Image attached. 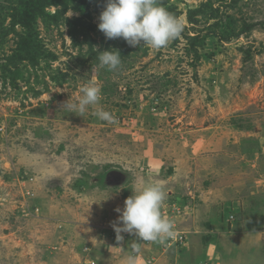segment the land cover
<instances>
[{
	"label": "rangeland",
	"instance_id": "1",
	"mask_svg": "<svg viewBox=\"0 0 264 264\" xmlns=\"http://www.w3.org/2000/svg\"><path fill=\"white\" fill-rule=\"evenodd\" d=\"M166 1L184 30L156 50L107 39L100 0H57L29 29L0 0V264H87L141 178L163 184L162 215L222 199L229 228L264 232V0ZM90 82L96 105L63 107Z\"/></svg>",
	"mask_w": 264,
	"mask_h": 264
},
{
	"label": "clouds",
	"instance_id": "2",
	"mask_svg": "<svg viewBox=\"0 0 264 264\" xmlns=\"http://www.w3.org/2000/svg\"><path fill=\"white\" fill-rule=\"evenodd\" d=\"M99 20L98 28L107 39L123 38L132 47L143 43V46L156 50L166 47L184 30L183 20L169 12L159 0H106ZM98 59L100 66L110 71L118 69L122 63L118 50L100 52ZM80 92L82 95L77 102L70 99L63 107L82 116L89 106L100 101L102 92L98 85L91 82ZM95 114L100 120L114 122L108 111L101 110ZM132 193L125 200L123 209H116L120 215L112 226L117 241H123L121 233L135 235L142 242L174 239L173 223L161 211L167 198L163 184L141 178L135 182ZM140 252L139 245L134 243L132 254L125 257L124 264H141Z\"/></svg>",
	"mask_w": 264,
	"mask_h": 264
},
{
	"label": "crops",
	"instance_id": "3",
	"mask_svg": "<svg viewBox=\"0 0 264 264\" xmlns=\"http://www.w3.org/2000/svg\"><path fill=\"white\" fill-rule=\"evenodd\" d=\"M169 194L173 192L169 190ZM190 200H186L185 205H188ZM221 200L201 199L202 203L199 204L196 215L188 219L165 217L173 223L174 230L187 235L185 247L164 249L160 242H142L135 235L130 234L124 242L119 243L114 240L113 236L116 232L112 229L109 231L111 235L109 242L106 243L107 246L95 251L94 256L89 257L86 263L88 260H94L96 264H113V261L119 258L125 260L127 256L125 252L132 253V245L136 243L141 249L140 253L143 252L145 257L141 259V264H149L151 260H155L156 264H264L261 251L264 249L261 245H264L261 240L264 232H257L258 234L250 236L245 231H236L232 222L234 219H230L232 229L229 228L225 219H222V210H217L218 206L221 209ZM252 237L260 239L259 243H256ZM91 252H93L92 249L87 252V255Z\"/></svg>",
	"mask_w": 264,
	"mask_h": 264
},
{
	"label": "trees",
	"instance_id": "4",
	"mask_svg": "<svg viewBox=\"0 0 264 264\" xmlns=\"http://www.w3.org/2000/svg\"><path fill=\"white\" fill-rule=\"evenodd\" d=\"M56 1L57 0H19V4L22 8L21 17L19 18V24L25 29H29L31 24H33L37 20V18L41 17L45 13L46 9L53 6ZM159 2L162 6H166L168 4L166 0H159ZM99 5L105 6L106 0H100ZM168 11L173 13L177 17H180L181 15L174 9H170ZM30 43L31 41L27 40L22 44V47L29 48ZM27 57L29 58V56Z\"/></svg>",
	"mask_w": 264,
	"mask_h": 264
},
{
	"label": "built area",
	"instance_id": "5",
	"mask_svg": "<svg viewBox=\"0 0 264 264\" xmlns=\"http://www.w3.org/2000/svg\"><path fill=\"white\" fill-rule=\"evenodd\" d=\"M33 182V179L32 178H29L28 180L24 181L23 179V183L26 184L27 182ZM33 194L30 192V191H27V196H32ZM189 206H185L182 211L186 210ZM170 209V208H169ZM169 209L167 210H163V216H166V217H170V214H176L178 216H181L182 215V211H181V208L177 207V206H174L173 209L176 210V212H173V213H169ZM39 209H36V212H38ZM171 212V211H170ZM234 217L232 216L231 217V220H233ZM175 233H176V236L174 239H166L164 241H160L161 243V246L164 248V249H170V248H173V247H185L187 245V235L183 232H179V231H176L174 230ZM121 235L124 237L123 241H120L119 243L121 242H124L127 237L129 236L128 233H121ZM114 240L116 242L117 239H116V234L113 236ZM85 252H90V248L89 247H86L85 248ZM153 262V260L149 261V263L151 264ZM87 264H96V262L94 260H88L87 261Z\"/></svg>",
	"mask_w": 264,
	"mask_h": 264
}]
</instances>
